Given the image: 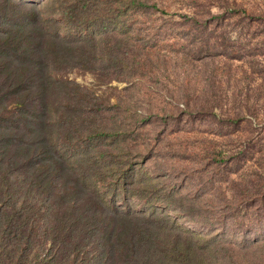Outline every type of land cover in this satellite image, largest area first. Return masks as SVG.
I'll use <instances>...</instances> for the list:
<instances>
[{
  "label": "trees",
  "instance_id": "1",
  "mask_svg": "<svg viewBox=\"0 0 264 264\" xmlns=\"http://www.w3.org/2000/svg\"><path fill=\"white\" fill-rule=\"evenodd\" d=\"M162 2L47 0L36 6L0 0V264L239 259L226 248V232L196 235L169 215L172 205L205 224L227 225L231 211L230 227L264 242V166L240 174L249 148L208 153L224 190L231 186L226 208L213 198L164 190L167 145L145 133L155 114L145 116L143 103L133 98L143 77L162 63L152 46L157 28L144 20L154 12L170 14L160 9ZM218 7L231 17L248 14L237 0ZM75 70L129 86L112 102L66 78ZM191 100L197 102L188 99L186 106ZM205 102L202 108L222 105L215 97ZM175 144L186 155L199 154ZM168 145L175 147L169 139ZM155 155L152 166L164 170L157 175L148 162Z\"/></svg>",
  "mask_w": 264,
  "mask_h": 264
},
{
  "label": "rangeland",
  "instance_id": "2",
  "mask_svg": "<svg viewBox=\"0 0 264 264\" xmlns=\"http://www.w3.org/2000/svg\"><path fill=\"white\" fill-rule=\"evenodd\" d=\"M20 1L40 6L47 0ZM163 1L160 9L170 14L154 12L144 18L157 28L152 46L162 63L156 64L155 74L143 77L133 98L143 103L145 116L155 114L145 133H153L148 135L167 145L164 153L170 156L169 174L160 177L164 190L205 201L213 198L226 208L231 205V186L224 190L222 176L217 175L215 164L208 162V153L224 150L236 154L249 148L247 164L240 174L247 172V167L252 171L253 167L258 170L264 166V16L258 17L260 12L264 14V0H237L246 6L248 14L236 17L218 7L222 0ZM66 78L112 102H117L129 86L116 79L106 83L108 79L86 70H75ZM212 97L222 100V108H202L203 102ZM194 98L197 102L191 100L186 106L187 100ZM168 139L171 147L175 146L173 150ZM175 143L189 147L188 154H199L186 155ZM155 157L148 160L150 166L155 165ZM151 169L154 175L164 171L155 166ZM166 208L175 221L196 235L226 232V248L239 256L233 264L264 263V242L256 243L252 233L230 227L235 216L231 211L229 223L221 225L190 220L173 205Z\"/></svg>",
  "mask_w": 264,
  "mask_h": 264
}]
</instances>
